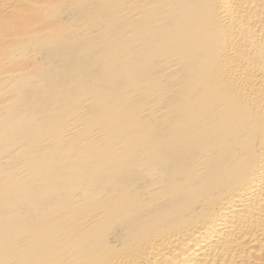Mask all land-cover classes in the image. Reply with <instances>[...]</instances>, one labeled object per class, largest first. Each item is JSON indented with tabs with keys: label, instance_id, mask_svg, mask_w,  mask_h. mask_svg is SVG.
I'll return each instance as SVG.
<instances>
[{
	"label": "bare ground",
	"instance_id": "1",
	"mask_svg": "<svg viewBox=\"0 0 264 264\" xmlns=\"http://www.w3.org/2000/svg\"><path fill=\"white\" fill-rule=\"evenodd\" d=\"M0 264H264V0H0Z\"/></svg>",
	"mask_w": 264,
	"mask_h": 264
}]
</instances>
